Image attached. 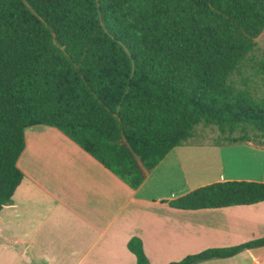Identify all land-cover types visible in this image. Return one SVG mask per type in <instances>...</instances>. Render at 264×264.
Listing matches in <instances>:
<instances>
[{"label":"trees","instance_id":"1","mask_svg":"<svg viewBox=\"0 0 264 264\" xmlns=\"http://www.w3.org/2000/svg\"><path fill=\"white\" fill-rule=\"evenodd\" d=\"M263 30L264 0H0V210L23 177L17 160L34 125L57 128L133 189L199 125L230 143L264 137V90L232 78ZM262 201L264 181L224 179L168 204ZM260 246L264 235L166 264ZM127 247L149 264L138 237Z\"/></svg>","mask_w":264,"mask_h":264},{"label":"crops","instance_id":"2","mask_svg":"<svg viewBox=\"0 0 264 264\" xmlns=\"http://www.w3.org/2000/svg\"><path fill=\"white\" fill-rule=\"evenodd\" d=\"M185 146L190 145L174 147L133 189L57 128H25L17 160L23 177L11 203L0 210V254L7 257L0 264H135L127 247L133 236L141 240L149 264L247 241L245 228L263 227L264 201L221 208L169 206L198 186L227 179L204 174L180 182L179 168L174 172L167 161ZM257 208L263 211L250 217L225 213ZM263 235L264 229L256 236ZM195 264H264V246Z\"/></svg>","mask_w":264,"mask_h":264},{"label":"rangeland","instance_id":"3","mask_svg":"<svg viewBox=\"0 0 264 264\" xmlns=\"http://www.w3.org/2000/svg\"><path fill=\"white\" fill-rule=\"evenodd\" d=\"M261 60H264V30L257 36L256 45L253 51L246 56L244 64L232 76L236 84L241 87L245 85L243 80L246 78V85L257 95H261L264 90ZM239 134V131H235L232 136ZM253 134L249 132L252 139L264 143V137H254ZM251 140L250 143H230L225 140V136L220 134L216 127L199 125L196 128L195 138L184 143L190 146H185L183 152L175 150L170 155L167 164L174 166V172H176L177 167L179 168L178 178L180 182L192 181L204 174H222L227 179L264 181V147L251 143ZM161 176L165 177L166 180V172H162ZM261 211H263L262 208L227 209L225 213L229 216L247 215L250 217ZM245 229H247L243 233L246 237L245 240L253 239L257 237L259 231L264 229V223L262 228L250 226ZM5 260L7 257L0 254V262L4 263Z\"/></svg>","mask_w":264,"mask_h":264},{"label":"water","instance_id":"4","mask_svg":"<svg viewBox=\"0 0 264 264\" xmlns=\"http://www.w3.org/2000/svg\"><path fill=\"white\" fill-rule=\"evenodd\" d=\"M251 143L258 145V146H263L264 147V143H262L260 140L257 139H252Z\"/></svg>","mask_w":264,"mask_h":264}]
</instances>
